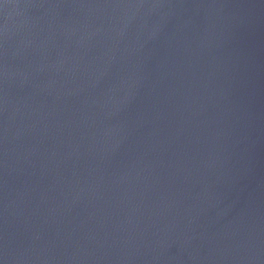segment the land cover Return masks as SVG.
<instances>
[{
    "label": "water",
    "instance_id": "obj_1",
    "mask_svg": "<svg viewBox=\"0 0 264 264\" xmlns=\"http://www.w3.org/2000/svg\"><path fill=\"white\" fill-rule=\"evenodd\" d=\"M0 264H264V0H0Z\"/></svg>",
    "mask_w": 264,
    "mask_h": 264
}]
</instances>
